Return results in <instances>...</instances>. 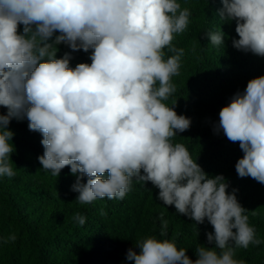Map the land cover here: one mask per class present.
I'll use <instances>...</instances> for the list:
<instances>
[{
    "label": "clouds",
    "instance_id": "obj_1",
    "mask_svg": "<svg viewBox=\"0 0 264 264\" xmlns=\"http://www.w3.org/2000/svg\"><path fill=\"white\" fill-rule=\"evenodd\" d=\"M220 2L215 17L235 23L232 47L264 57V0ZM190 16L178 0H0V177L15 175L9 124L26 119L42 136V169L58 177L68 166L80 204L123 200L134 181L150 182L164 206L213 228L206 240L214 247H197L195 261L175 242L147 236L128 249L130 264H246L236 249L262 243L238 190L229 191L222 174L209 175L174 142L191 126L175 111L177 100L166 103L184 56L173 40ZM204 36L224 48L221 26ZM60 45L71 51L57 58ZM80 50H91V63L73 68L71 53ZM221 131L243 152L238 177L264 185V75L220 109L213 132ZM85 219L73 217L79 225ZM158 219L163 237L168 222Z\"/></svg>",
    "mask_w": 264,
    "mask_h": 264
},
{
    "label": "trees",
    "instance_id": "obj_2",
    "mask_svg": "<svg viewBox=\"0 0 264 264\" xmlns=\"http://www.w3.org/2000/svg\"><path fill=\"white\" fill-rule=\"evenodd\" d=\"M178 2L189 8L191 16L187 30L173 40L177 48L184 49V56L180 74L172 78L176 92L166 103L171 106L177 100L175 111L190 118L191 126L174 137V142L184 144L206 173L222 174L229 191L238 190L237 199L248 211L249 223L262 243L236 249L235 258L246 264H264V185L251 177H238L235 164L243 156L239 142L229 141L222 131L213 132L220 109L234 94L242 93L249 80L264 75V57L232 47L231 39H238L235 23L221 25L215 17L222 7L220 0ZM220 26L227 37L224 48L209 45L204 36ZM70 51L58 46L57 58ZM71 55L73 68L78 63H91V50ZM5 112L0 108V114ZM27 124L26 119L9 124L14 132L15 151L10 158L15 175L0 177V264H130L126 260L128 249L147 236L169 239L178 248L188 249L193 261L197 247H214L206 240L212 226L207 221L195 226L177 214L174 206H164L157 199L159 190L150 182L143 185L134 181L123 200L75 201L78 193L71 191L75 177L69 167L58 177L42 169L37 159L44 151L42 136L29 131ZM77 213L85 216L84 225L73 220ZM161 215L168 222L163 237Z\"/></svg>",
    "mask_w": 264,
    "mask_h": 264
}]
</instances>
